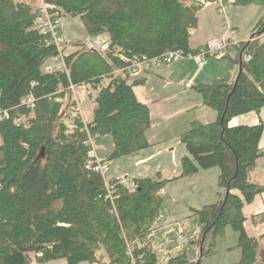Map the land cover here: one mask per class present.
Segmentation results:
<instances>
[{"label":"trees","instance_id":"16d2710c","mask_svg":"<svg viewBox=\"0 0 264 264\" xmlns=\"http://www.w3.org/2000/svg\"><path fill=\"white\" fill-rule=\"evenodd\" d=\"M45 3L51 12L80 17L89 35L106 32L109 42L104 53L77 42L73 52L63 50L66 70L45 73V60L56 49L45 44L35 27L38 0H0V109L8 112L0 120V264H31V254L38 264L61 258L67 264H132V259L135 264H157L149 238L158 227L154 222L161 213L160 190L173 178H163L160 172L132 178V191L126 188V177L106 183L100 172L86 168L89 149L83 141L88 132L96 139L109 135L113 148L102 160L106 162L150 145V109L137 100L128 83L131 74L116 71L142 57L199 53L206 44L193 47L190 38L205 1ZM232 4L258 5L262 14L250 32L252 39L228 48L235 49L230 59L238 64L236 78L193 85L216 119L192 120L180 136L187 150L180 160V176L217 167L219 191L213 203L193 209L198 235L191 243L199 249V259L191 260L183 251L169 256L165 264H201L214 253L227 226L237 233V264H264V234L261 246L259 238L246 232L243 214V207L264 192V184L251 179L257 160L264 156L259 147L264 121L231 123L236 116L259 113L264 107V0ZM210 57L229 55L225 51ZM72 88L89 91L94 103L90 120L80 113ZM31 94L33 107L19 103ZM32 110L39 119L28 118ZM19 116L24 122L16 124ZM107 187L113 190L112 199Z\"/></svg>","mask_w":264,"mask_h":264},{"label":"rangeland","instance_id":"374dc122","mask_svg":"<svg viewBox=\"0 0 264 264\" xmlns=\"http://www.w3.org/2000/svg\"><path fill=\"white\" fill-rule=\"evenodd\" d=\"M227 11L231 15L233 21L232 25L234 23V26H237L238 28L236 32V40L238 42H241L250 35L253 26L255 25L259 16L262 14V7L255 4L240 6L229 3ZM61 33L66 40V45L64 49L65 53H70L77 49L79 47L75 46L77 42H83L85 48L87 49L97 50L99 52L104 53L107 49V45L109 42V37L106 32L95 35H89L87 33L83 20L78 16H72L68 13L63 15ZM191 40L195 42L193 36H191ZM226 52L228 53L229 57H207L208 62L211 64H209L208 69L206 67V69L203 68L200 71L198 70L196 60L192 58L176 59L169 64L153 65L165 66L183 62L186 66V69L192 71L193 78L191 80L186 79L185 83L184 78L179 77L152 79V85L155 88L162 90L163 93L161 94L164 97L171 98L176 96L177 94H181L180 97L183 98L188 97L189 95H192L196 98L198 108H193L188 112H181V108L178 105L170 104L168 100L162 103L163 109L165 107L167 108L166 117L172 119L171 122L173 123L174 130H179L177 126L180 124V121H183L185 123L187 119L191 116L190 113L192 111H196L194 113H201V115L203 112H205L206 116H201V118L206 117L204 118L205 121H210L208 114L211 113L213 110L210 107L203 105L201 96L193 88V85L200 82H208L218 77L235 79L237 76L238 67L230 59V57L233 58L235 56V49L230 48L227 49ZM51 60L52 58H48L47 60H45V65L49 64ZM153 66H151L150 69H152ZM198 74H201V76L199 77V80H196ZM176 79L180 81V84H174ZM72 92L73 95L77 97V105L80 113L85 114V117L88 118L89 113L93 111L94 103L90 100L89 96H87V94L83 92V90H81L80 88H73ZM87 106H89L88 111L86 110ZM150 113L151 123L153 119L154 121L161 120L160 117L156 116L154 110H150ZM246 116L247 115L244 114L236 116L231 120V123H246V120L243 119L246 118ZM28 118H36L37 120L40 117L35 113L34 110H32L29 113ZM57 123L58 121L54 122L53 124L54 130H56ZM28 124L29 123H27V125ZM181 133L182 132L166 131L165 134L162 136V140L165 142V144L170 142L169 144L175 147L174 152L177 155V158H179V155L184 147L183 143L180 140ZM147 136L149 140L151 134H147ZM95 147L99 158L101 160H105V156L113 148L111 137L109 135H106L102 138H97L95 141ZM162 148L163 147L160 143L159 145H154L152 147V150L147 152H142L140 154L134 153L133 155H131V157L119 158L108 162L103 161L106 165L104 171L105 178H124V176L126 175V181H130L132 180L131 177L134 175H137V177L156 175L157 172H155L154 170H146L145 166L148 165L149 167H153L157 163H165L166 166L171 165L170 159L172 158L169 152L167 154H162ZM156 149L159 152L156 151ZM144 159L146 160L142 162V160ZM135 161H137L139 165H137ZM166 166H164L163 168H165ZM258 168L259 169H257L255 175H253V179L259 180L264 183L263 164L258 163ZM138 172L141 173L139 174ZM175 172L176 169L175 167H173L171 170L163 172L164 176L161 175L162 177L173 178V180L169 181L160 190V195L162 197L160 211L162 212L164 218L159 223L154 222V226L160 225V227L155 229L153 231V234L150 236L152 246L157 254L158 264H165L166 259L170 255H174L183 251L187 253L188 257L191 260L196 261L199 259V249L195 244L191 243V240L195 239L198 235L197 220L193 216V209H199L204 204L213 203L215 201V191L218 190L217 177L219 170L217 167H211L203 170L201 169L195 173L180 176L178 178L174 177ZM176 222L179 223L178 226H176ZM176 227H180L183 230V239H179L175 236ZM182 242L184 244H182ZM236 243L237 233L230 226H227L224 231V234L217 238L214 253L209 256L203 257L201 260V264H237L240 259V251L236 247ZM99 255L102 254L99 253ZM30 257L31 264H38L37 262H35L33 254H31ZM102 261L109 262L106 257H103ZM95 263L100 264L99 262ZM44 264H67V261L64 258H61L57 260L48 261ZM79 264L89 263L81 262Z\"/></svg>","mask_w":264,"mask_h":264},{"label":"crops","instance_id":"0c3cea01","mask_svg":"<svg viewBox=\"0 0 264 264\" xmlns=\"http://www.w3.org/2000/svg\"><path fill=\"white\" fill-rule=\"evenodd\" d=\"M183 1L191 3V2H194L196 0H183ZM204 1H205V3L203 5V7L197 12V17H198L197 28L193 31V33L191 35L194 37L195 42L192 41L190 38L191 46H193V47L203 46L206 44V42L209 39L221 37V35L223 34V31H224L222 21H221V17L219 16V14L217 12L216 2L211 1V0H204ZM226 1L229 4V3H232L233 0H226ZM231 21H232V18H231ZM233 27L236 30L235 31V36H236V32H237L238 28H237V26H234V23H233ZM248 37L246 39H248ZM196 64H197V62H196ZM206 64L202 68H199L197 65L198 70L200 71L203 68L206 69V67L208 69L209 64H211L208 62V59H207ZM235 65L238 67V64H235ZM152 69H150V67L149 68H141L136 74H131L128 78V83L132 84V88H133V91H134V94H135L137 100L143 104H146L150 110H154L156 116L160 117V119H161L159 121H157V120L154 121V119L152 120L151 127L147 132L148 134H151V137L149 139L150 140V146L147 149L145 148L136 154H140L142 152L150 151V150H152V147L154 145H156V144L159 145L161 143V145L163 147L161 150L162 154L163 153L167 154L169 152V154L172 158V159H170L171 163L168 162L171 165L166 166L165 163L164 164L157 163L153 167H149L147 165V166H145V168H146V170H154L155 172H160V174L162 176H164L163 172H167V170H171L173 167H175L176 172H175L174 177L178 178L181 174L180 173L181 172L180 160H181V157H183L184 155H187V150L185 149V146H184L180 155H179V158H177V155L174 152L175 147L171 146L169 144L170 142L165 144V142L162 140V136L165 134L166 131L184 132L185 130L188 129L189 122L192 120H198L202 123H209V122L215 120L217 115H216L215 111H212L211 113L208 114L210 121H205L204 118H206V117L201 118V116H206L205 112H203L201 115V113H194L196 111H192L190 113L191 116L187 119V121L185 123L183 121L182 122L180 121V124L177 126V128L179 130H174L173 123L171 122L172 119H170L169 117H166L167 108L165 107L163 109L162 103L165 102L166 100H168L170 104L178 105L181 108V112H183V111L188 112L193 108H198V104L196 103V98L192 95L191 96L189 95L188 97L183 98V97H180L181 94H177L176 96L171 97V98L164 97L161 94V93H163V91L155 88L152 85V79L153 78L156 79V78H167V77H169V78L170 77H172V78H178L179 77V78H184V83H185L186 79L191 80L193 78L192 77V71L187 70L186 66L184 65L183 62H179V63L174 64V65L170 64V65H165V66H153ZM200 76H201V74H198L196 80H199ZM202 81H204V80H202ZM174 84L178 85V84H180V81H178V79H176ZM90 100L93 102L92 99H90ZM88 109H89V106H87L86 110L88 111ZM164 110H165V112H164ZM92 112L93 111H91V113H89L88 118L85 117V114H82L85 121H88L91 119ZM194 114H196V115H194ZM244 115H247L246 118H243L244 120H246V123H232V124L252 125V124L257 123L259 120L264 121V107L259 111V113H253V114L247 113ZM240 122H242V121H240ZM259 147L261 149H264V129H263V133H262V136H261V139L259 142ZM156 151H158V150L156 149ZM126 157H131V155L126 156ZM123 158H125V157H123ZM145 160L146 159L142 160V162ZM135 162L137 165H139V163H137V161H135ZM258 163H262L263 167H264V156L260 157L257 160V164H256L255 169L253 171H251V179L255 182L264 184L259 180L253 179V175H255V172L257 171V169H259ZM164 166H166V167L163 168ZM138 173L140 174L141 172H138ZM136 177H137V175H134L131 178H136ZM143 177H147V176H143ZM163 178H170V177H163ZM218 191L219 190L215 191L214 200H216ZM243 214L246 217V220L244 222L246 232L248 233L249 236L259 238V244L262 246L263 238H261V236L264 234V192L256 195L251 203L246 204L243 207ZM175 224H176V226H178L179 223L176 222ZM159 227H160V225H158L157 228H159ZM164 227H169V226H164ZM153 231L151 232L150 236L153 234ZM182 244H184V243L182 242ZM176 254H178V253H176ZM176 254H174V255H176ZM170 256H173V255H170ZM167 259H166V261H167ZM157 264H158V262H157Z\"/></svg>","mask_w":264,"mask_h":264},{"label":"built area","instance_id":"2783aa9c","mask_svg":"<svg viewBox=\"0 0 264 264\" xmlns=\"http://www.w3.org/2000/svg\"><path fill=\"white\" fill-rule=\"evenodd\" d=\"M217 12L221 16V21L224 27L223 34L219 38H212L209 40L205 47L201 48L199 53L196 55L183 54L181 51H170L159 56L152 58L142 57L139 61H135L128 64L126 67L119 69L116 73H128L136 74L141 68H149L153 65L158 64H169L176 59L192 58L195 59L199 68H202L206 62L207 57L213 54H222L230 46L236 45L239 42L236 40L235 28L232 25L231 16L228 13V4L226 0H216ZM38 11L39 18L35 23V27L39 29L40 33L45 37V44L52 46L56 49L55 54L52 56V60L49 64H46L43 68L45 73H51L55 70H66L64 61V39L61 33L63 16L58 11H49L45 0H38ZM261 36H264V29L262 30ZM251 39V38H248ZM73 89V88H72ZM87 95L89 91L85 88L82 89ZM21 105L26 107H33L35 98L33 95H27L21 100ZM8 117V112L0 109V120ZM24 119L22 116L15 118V123H23ZM25 125V123H24ZM97 135L90 134L88 132L87 138L83 141L84 145L88 147V159L86 161V168L97 172H100L103 180L107 183V179L104 176L105 163L99 158L95 147ZM126 188L134 190V182L130 181L127 183ZM107 196L112 199L113 190L107 187ZM163 220V215L160 213L155 220V223H159ZM175 236L179 239H183L184 233L180 227H176ZM128 255L131 257V249L128 250ZM132 258V257H131ZM96 264V263H93ZM132 264H135L132 259Z\"/></svg>","mask_w":264,"mask_h":264},{"label":"bare ground","instance_id":"6f19581e","mask_svg":"<svg viewBox=\"0 0 264 264\" xmlns=\"http://www.w3.org/2000/svg\"><path fill=\"white\" fill-rule=\"evenodd\" d=\"M19 103H20V101H19ZM4 110V109H3ZM7 111V110H6Z\"/></svg>","mask_w":264,"mask_h":264}]
</instances>
